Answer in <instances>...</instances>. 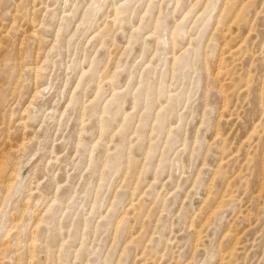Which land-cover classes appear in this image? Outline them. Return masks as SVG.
I'll return each mask as SVG.
<instances>
[{
  "label": "rangeland",
  "instance_id": "1",
  "mask_svg": "<svg viewBox=\"0 0 264 264\" xmlns=\"http://www.w3.org/2000/svg\"><path fill=\"white\" fill-rule=\"evenodd\" d=\"M0 264H264V0H0Z\"/></svg>",
  "mask_w": 264,
  "mask_h": 264
}]
</instances>
